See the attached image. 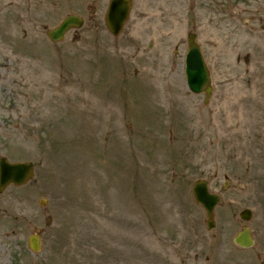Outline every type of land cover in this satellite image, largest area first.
<instances>
[{"label":"rangeland","instance_id":"obj_1","mask_svg":"<svg viewBox=\"0 0 264 264\" xmlns=\"http://www.w3.org/2000/svg\"><path fill=\"white\" fill-rule=\"evenodd\" d=\"M108 2L0 0V157L35 166L0 194V264H264V0H133L117 37ZM69 14L83 26L52 42ZM200 179L222 198L211 229ZM246 223L251 248L234 242Z\"/></svg>","mask_w":264,"mask_h":264},{"label":"water","instance_id":"obj_2","mask_svg":"<svg viewBox=\"0 0 264 264\" xmlns=\"http://www.w3.org/2000/svg\"><path fill=\"white\" fill-rule=\"evenodd\" d=\"M132 2L131 0H110L105 15V21L108 30L114 36H118L129 17ZM84 19L78 15L70 14L55 28L48 31L49 38L54 41H61L66 32L72 28H80ZM189 50L186 54V78L187 84L194 93H206L205 102L209 101L213 87L211 85V75L205 62L201 47L196 43V34H189ZM34 175V166L32 162H9L6 157L0 158V192L13 183L23 185L27 183ZM193 195L195 201L201 204L207 214V225L211 229L216 225L214 219L215 207L221 201L217 193L209 190L207 180H197L193 185ZM253 212L250 208H245L240 212V217L245 221L252 219ZM234 242L242 247H252L255 240L249 225H245L234 238ZM29 246L34 251H39L41 244L37 233L29 238Z\"/></svg>","mask_w":264,"mask_h":264},{"label":"flooded vegetation","instance_id":"obj_3","mask_svg":"<svg viewBox=\"0 0 264 264\" xmlns=\"http://www.w3.org/2000/svg\"><path fill=\"white\" fill-rule=\"evenodd\" d=\"M2 66L3 65L0 64V69L2 68ZM5 94H6V90L3 93L0 89V97L3 99L1 100V102L5 104L6 103L5 100H7V104H5L4 106L2 105L3 107H1L2 108L1 110H9L12 107V105L11 106L9 105V102H10L9 96L6 98Z\"/></svg>","mask_w":264,"mask_h":264},{"label":"bare ground","instance_id":"obj_4","mask_svg":"<svg viewBox=\"0 0 264 264\" xmlns=\"http://www.w3.org/2000/svg\"><path fill=\"white\" fill-rule=\"evenodd\" d=\"M171 18H172V23H173V25L177 24V22H176V20H175V17H174V16H171ZM147 23H148V20L145 19V20L141 21V22L139 23V25L142 26V27H145L144 24H147Z\"/></svg>","mask_w":264,"mask_h":264}]
</instances>
